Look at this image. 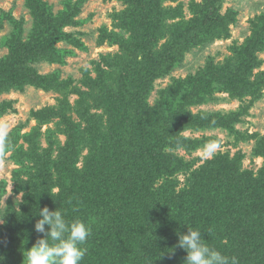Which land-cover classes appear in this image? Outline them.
<instances>
[{
  "label": "rangeland",
  "instance_id": "rangeland-1",
  "mask_svg": "<svg viewBox=\"0 0 264 264\" xmlns=\"http://www.w3.org/2000/svg\"><path fill=\"white\" fill-rule=\"evenodd\" d=\"M39 1L52 19L51 31H46L44 17L38 14L41 9L31 7L30 0H0V70L2 65L7 68L8 62L15 64L12 73L1 74L0 84V104L10 103L12 110L0 116V129L7 130L8 144L14 145L0 155V232L20 215L15 231L24 235L28 248L33 246L28 237L36 232L37 217L27 209L21 211L18 204L34 189L31 180L38 176L29 169L34 157L47 166L48 175L55 179L51 193H58L60 159L64 158L67 169L78 157L75 167L81 169L88 154L84 145L67 148L75 134L79 132L78 135L86 137L90 115L99 120L94 121L97 125L107 129V122L118 113V104V108L115 104L107 105L105 98L110 91L115 93L112 86L121 73H125L124 69L130 71L134 62L140 64L141 54L152 60L168 55L182 32L199 25L207 0ZM142 1L146 4L143 10L148 12L145 23H140L143 14L137 5ZM219 4L221 19L208 28L206 37L200 42L189 40L182 45L181 57L172 70L147 80L145 98L141 101L143 117L158 114L166 118L169 111L161 106L167 99L171 112L194 117L201 122V127H185L181 132L174 129V134L180 135L182 141L164 147L160 155L164 162L168 157L172 159L173 169L162 170L154 184L151 185L149 178L146 185L155 190L164 188L168 197H177L194 184L195 172L211 171L212 164L220 166L221 171H231V181L235 180L236 184H227V188L216 194L215 204H212L214 216L219 215V218L212 220L211 214L206 212L196 222L206 218L211 226H222L250 240L253 232L248 231L247 223L252 218V197L264 198L255 191L253 194L248 191L250 179L264 173V0H221ZM12 19L21 22L19 34L13 35ZM126 20L135 32L127 30ZM60 21L61 34L51 33ZM50 33L63 38L55 44L54 56L44 50ZM250 39H254L256 46L248 54ZM149 48L152 52L147 53ZM130 50L134 55L127 60ZM253 64L256 65L251 69ZM245 66L251 69V74L245 76L249 90L227 91L226 84L236 85V75L240 76ZM186 81L197 85L205 81L206 101L186 104L183 89L177 86L179 83L187 85ZM171 88L177 92L168 96ZM185 88L191 90L190 86ZM101 92L104 98L99 99ZM122 118L125 119V115ZM208 118L225 119L227 124L208 123ZM211 144L218 147L209 154L205 146ZM15 160L23 161V165L18 166ZM185 210L183 204L175 206L177 213ZM75 219L77 216L70 217V221ZM260 219H264V214ZM193 225L191 228L201 230L204 235L205 224ZM166 238L157 235L150 240L148 236L138 235L133 246L103 248L98 246L99 238H94L98 245H92L89 261L84 264H120L122 261L131 264L134 248L138 246L145 255L152 253L160 264L166 259L176 261V255L169 254L175 248L167 245ZM225 241L227 244L228 238ZM254 255L258 264L264 261V243L255 245ZM185 257L186 252L181 258L185 260ZM179 264H183L182 259Z\"/></svg>",
  "mask_w": 264,
  "mask_h": 264
},
{
  "label": "trees",
  "instance_id": "trees-1",
  "mask_svg": "<svg viewBox=\"0 0 264 264\" xmlns=\"http://www.w3.org/2000/svg\"><path fill=\"white\" fill-rule=\"evenodd\" d=\"M219 1L221 0L206 1L199 25L197 24L198 26L195 25L190 30L187 29L182 32L178 40L174 41V46L170 47L168 55L163 54L164 56L161 58L152 60L141 54L140 64L134 62L130 71L127 68L124 69L125 73H121L120 79L112 86L115 93L110 91L108 97L105 98L108 101L107 105L115 104L117 107L118 104L119 106V108L117 107L118 113L107 122V129L97 125L98 123L96 124L94 121L99 122V120L90 115L87 118L89 128L85 129L86 137L78 135V132V134H75L74 139L70 141L73 143L67 146L69 149L78 145H84L88 148V154L81 169L75 167L78 157L74 158L73 164L66 169L63 158L65 153H61L63 159L59 157L61 165L59 164L58 167L61 168L59 169L57 184L59 187L58 193H51L50 188L55 186V179L50 178V175H48L49 169L47 166L36 157L31 162L29 169L34 170L38 177L34 181L31 180L34 188L32 193L23 197V202L18 206L21 211L27 209L30 213L36 215L37 220L40 218L38 215L39 209L48 207L50 211L56 209L62 211L66 220L70 221V217L73 215L77 216V219L90 224L92 232L86 243L88 251L81 264L86 263L87 260L89 261V253L94 247L92 245L99 244L98 246L101 247L111 245L133 246V240H136L138 235L140 237L148 236L150 240L157 235L167 237V245L176 249L171 250L169 254L176 255L177 260L167 261L166 259L164 264H179L181 259L184 264V259L181 257L185 251L177 246L178 233L186 234L187 229L191 228L193 224V226L198 227L199 224H205L202 237L206 239V242L225 255L227 251L228 256H236L239 264H248L247 262L258 264V258L254 255V247L257 244L264 243V219H260L264 214L263 197L256 198L255 195L252 197L254 200L253 211L250 209L252 218H249L247 229L253 232V239H245L241 234L233 230H226L222 226L213 227L208 224L209 219L206 218H203L202 222H196L206 212L211 214L212 220L219 218V215L214 216L216 212L212 210V204H215L216 194L227 188V184L228 186L229 184H236L235 180L231 181V171H221L219 170L222 169L220 166L213 167L212 164L211 171L204 169L193 173L194 184L188 190L182 192V196L168 197L166 189L155 190L150 188L152 182L154 184L158 179V173H161L162 170L165 172V170L173 169L172 159L168 157L164 162V157L160 155L164 147H171L182 141L180 135L174 134V129L180 132L185 127L198 129L201 127V122H198L194 117L181 116L176 112H171L172 107L167 106V99H165V102L161 100L164 103L161 108L168 110L170 115L169 113L166 114V118H162L158 114L155 117H143L141 101L145 98L147 80L160 74L169 73L181 57L182 45L189 40L200 42L206 37L208 28L215 26L216 22L221 19L219 17ZM144 2H138L137 4L143 14L140 23H145V18L148 15V12L143 10V6L146 5ZM30 4L31 7L41 9L38 14L44 17V24L47 26L46 31H49L52 19L48 15L46 7H40L39 0H30ZM12 21L15 29L13 35L19 34L21 32V22L13 19ZM125 24L127 30L135 32V28L128 20L125 21ZM57 25L51 33L61 34L58 29L62 22L60 21ZM51 33L44 46L47 49L44 50L54 56L57 53L54 46L63 38L52 36ZM16 38L19 39L17 35ZM248 45L247 53L250 54L256 46L254 39H250ZM149 52H152L150 48L147 53ZM142 53L144 52L142 51ZM133 55L132 50L128 51L127 60H131ZM57 57L59 56L57 55ZM147 64H151V66H146ZM255 65H251V69ZM144 66L146 67L144 68ZM14 68V62H8L7 68L2 65L0 84L1 74L12 73ZM251 69L249 66H245L240 76L236 75V78H238L236 85L229 82L226 84L228 86L227 91L236 92L237 90L239 93H244L245 89L248 91L250 84L245 76L251 74ZM186 83L187 85L185 83L177 85L180 89H183L181 93L183 97L185 95L186 104L206 101L207 97L204 96L206 91L205 81L200 82L199 85L189 81H186ZM185 86H190L191 90H187ZM172 88L168 96H172L177 92ZM98 89L100 90L99 87ZM102 96L104 98L103 92L100 93L99 99ZM138 110H141L142 113L138 114ZM11 111L10 103L0 104V116ZM124 115L125 119L122 118ZM178 117L182 118L179 119ZM215 121L221 126L227 124L225 119L222 121L217 118H208L207 120L208 123ZM99 129L104 130L107 134H101ZM13 147V143H10L6 150ZM65 149L62 150L65 151ZM223 158L220 157L219 159L222 160ZM14 162L18 166L23 165V161L15 160ZM18 173L19 169L16 170L15 176ZM262 175L254 179L251 177L250 186L247 185L251 194L255 191L254 193L264 196V173ZM149 178L152 181L151 185L147 186ZM177 204H183L186 210L177 213L175 211ZM19 216L16 215L10 227L6 228L4 232H0V256L4 258L3 264H23L24 251L28 247L24 235L19 233V230L15 231L16 227L18 229V224H20ZM224 236L228 238L227 244H229L230 250ZM28 238L35 244L38 238H42V234L30 233ZM94 238H99L97 240L98 244L93 241ZM133 254H135V257H133L134 261L131 264H160L152 253L145 255L140 246L134 248ZM120 264H126V262L122 261ZM260 264H264V261Z\"/></svg>",
  "mask_w": 264,
  "mask_h": 264
},
{
  "label": "clouds",
  "instance_id": "clouds-1",
  "mask_svg": "<svg viewBox=\"0 0 264 264\" xmlns=\"http://www.w3.org/2000/svg\"><path fill=\"white\" fill-rule=\"evenodd\" d=\"M8 147V133L0 129V155ZM218 145L205 146L211 154ZM39 219L34 230L42 234L32 247L24 251V264H81L88 249L86 243L91 236V226L83 220H66L60 210L39 209ZM47 226V227H46ZM177 246L186 252L184 264H239L236 256H228L210 246L202 238L199 229L188 228L186 234L178 233ZM0 256V264H3Z\"/></svg>",
  "mask_w": 264,
  "mask_h": 264
}]
</instances>
